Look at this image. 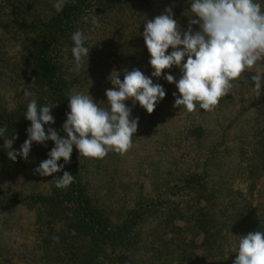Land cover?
<instances>
[{"label": "rangeland", "instance_id": "rangeland-1", "mask_svg": "<svg viewBox=\"0 0 264 264\" xmlns=\"http://www.w3.org/2000/svg\"><path fill=\"white\" fill-rule=\"evenodd\" d=\"M55 2L0 0V127L7 128L0 137V264H64L55 250L71 242L63 233L72 207L48 202L65 189L57 188L53 177L33 171L48 159L54 142H34L28 161L19 156L10 160L3 147L4 140L16 135L12 147L19 151L27 139V133L14 125L25 118L33 98L24 91L34 94L38 106L47 102L34 63L40 42L50 36L49 55L68 98L90 93L108 108L105 92L113 87L108 77L116 70L123 81L124 70L133 68L166 91L152 114L138 102L132 108L131 116L139 117L138 130L124 156L110 152L102 160L79 157L73 147L74 182L84 187L108 227V236L91 242V247L104 251L94 264H232L243 220L252 223V230L264 231V153L259 161L251 154L256 134L264 128V87L260 94L253 90L255 73H247L249 82L234 86L213 112L189 113L183 106L174 107L178 89L163 78L171 74L179 80V68L164 70L159 79L151 77L142 36L144 23L168 6L186 29L192 16L189 0H76V14L65 18L58 16ZM258 2L264 8V0ZM91 15L99 16L100 27L82 19ZM77 29L87 35L91 50L89 64L85 59L84 68L74 72L71 35ZM125 103L132 107L131 100ZM66 118L55 117L51 125L61 136Z\"/></svg>", "mask_w": 264, "mask_h": 264}, {"label": "clouds", "instance_id": "clouds-1", "mask_svg": "<svg viewBox=\"0 0 264 264\" xmlns=\"http://www.w3.org/2000/svg\"><path fill=\"white\" fill-rule=\"evenodd\" d=\"M66 2L56 0L53 7L61 12ZM189 3L192 16L188 17L186 29L174 19L173 6H168L163 14L144 23L142 33L150 54L151 77L159 79L164 70H171L173 66L182 74L179 80L171 74L163 75L178 89V97L173 93L176 97L174 107L183 106L189 113L198 109L211 113L231 94L234 86L249 82L247 73H255L251 76L255 85L252 88L260 94L264 87V8L261 3L258 0H189ZM82 19L100 27L98 15ZM193 26H198L199 30H194ZM87 39L81 29L71 35L74 59L71 70L74 72L84 68L85 59L89 64L91 49L86 46ZM119 76L120 73L113 70L108 77L113 85L105 92L108 108L101 107L90 93L70 95V111L62 126L64 136L51 127L55 124L53 107L38 106L34 94L25 90V96L33 97L25 113L31 126L26 129L27 139L19 151L12 147L18 138L16 135L4 140L8 158L15 162L19 156L28 161L34 142L45 146L49 140L54 142L55 146L48 152L49 158L41 161L33 171L42 177H53L57 188L66 189L74 183V175L63 171L71 162L74 146L79 157L102 160L110 152L124 156L133 147V137L138 130L139 117L131 116L132 108L138 102L152 114L165 98L166 91L137 68L125 69L123 81ZM128 100L132 107L126 106ZM45 125H49L47 134ZM6 131V127H0V137ZM61 159L64 163L58 164ZM61 171L63 175L56 177ZM238 237V255L233 264H264V231L256 230ZM53 241L58 243L59 237L54 236Z\"/></svg>", "mask_w": 264, "mask_h": 264}, {"label": "trees", "instance_id": "trees-1", "mask_svg": "<svg viewBox=\"0 0 264 264\" xmlns=\"http://www.w3.org/2000/svg\"><path fill=\"white\" fill-rule=\"evenodd\" d=\"M76 8V0H67L65 8L59 13L58 16H60L61 18L71 17L76 14ZM59 23L60 22L53 21V24L57 26L59 25ZM57 26H54L52 30L55 29V27ZM62 27L63 25L61 24L59 28ZM56 32L57 31H55V33ZM46 35L48 37L50 35V32H46ZM49 38L50 40H47L48 38H43L42 42H40V52L37 54L35 59L34 71L36 74L37 83H40L45 89L44 95H46L47 100V102H39V104L42 103L44 105H51L53 107V109L51 110L53 116L58 117L64 116L68 112L69 98L66 94L65 84H63L60 78V74L58 73V68L53 62L52 57L49 55L51 45L53 44L51 36ZM14 125H19L22 130L26 132V129L31 126V122L28 121L26 118H23L22 120H17ZM263 135L264 128L259 129L255 137V144L253 145V148L251 150V154L253 153L258 158V161L262 160V156L264 153ZM38 154L40 156V154H43V152L39 150ZM38 159L39 158L35 156L33 161L36 162L38 161ZM74 167L75 162L73 161V159H71V162L65 169L70 174L76 176V169H74ZM60 173H62V171ZM57 174H55L56 177H58ZM59 197L61 198L60 201H58ZM55 198L57 199L48 198V202H55V204L58 202L61 204V206H63L64 204L68 205L72 207L71 209L73 211L72 215H69L65 218L67 230L65 233H63V235L67 236L71 242L69 244H64L63 246L56 248L55 252L57 254V257L60 256L57 258L58 262H61L62 260L64 264H94L96 261H98V259L102 257L100 255L104 251L102 252L96 250V247H91V244L93 243V241L96 240V236L98 237L100 235L102 236L103 234H108L107 224L104 223L102 219L98 216L97 209L93 206L91 200L87 197L85 193L84 187L79 184V182L72 183L69 188H66L65 191L62 192L60 195L57 194ZM51 213L52 212H49L47 215L53 216ZM241 224V236L246 235L249 232L256 231L252 230V225H250L252 223L250 221L245 222V220H243ZM89 233L94 235H91L90 237ZM86 240L89 241L87 246L84 244ZM86 247L88 250L84 252V249ZM84 253L88 254V256L90 257V261L88 260L89 262L86 260L87 257L84 256Z\"/></svg>", "mask_w": 264, "mask_h": 264}]
</instances>
